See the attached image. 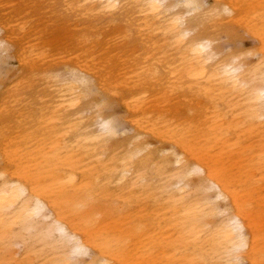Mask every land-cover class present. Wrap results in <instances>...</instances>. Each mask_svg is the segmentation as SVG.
<instances>
[{"label":"bare ground","instance_id":"obj_1","mask_svg":"<svg viewBox=\"0 0 264 264\" xmlns=\"http://www.w3.org/2000/svg\"><path fill=\"white\" fill-rule=\"evenodd\" d=\"M170 1L62 0L61 6L63 12L79 10L84 16H96L99 22L106 20V26L124 23L128 36L136 30V38L153 52L141 60L135 58L136 64L128 66L133 85L162 86L160 95L187 89L189 97L204 96L211 106L208 120L196 126L193 120L179 121L171 114L156 117L151 115L149 102L134 100L135 104L125 106L134 119L128 121V129L119 132L118 119L104 117L99 111L92 115L91 108L80 105L82 99L95 97L100 110H111L104 94L110 88L107 75L76 63L65 70L64 77L49 76L52 83H58L56 98L64 104L55 112L66 120L67 132L76 135L64 158L42 173H57L60 167L67 175L37 188L27 183L20 166L6 179L5 173H0V247L10 246L18 237L16 232H25L45 237L46 243H58L51 254L43 256L46 264H78L70 257L83 255L91 257V264H264V82L255 84L257 72L247 75L236 57L220 59L213 41L196 36L197 26L189 25L191 18L210 13V1L217 0ZM219 4L233 20L235 9L225 1ZM24 28L13 19L0 20V65L15 45V30ZM25 48H21L19 62L30 64L35 59L24 58ZM262 64L264 71V61ZM92 125L94 131H88ZM206 130L222 144H226L225 134L230 130L237 134L233 143L239 158L233 165L237 175L227 167L205 162L191 145V138ZM128 131L134 147L110 165H99L107 141ZM254 134L260 137L257 145H246L241 139ZM147 137L167 141L168 147L157 152L181 170L173 183L135 175L136 155L152 146ZM102 171L109 176L105 180ZM194 173L202 176L205 184L201 191L210 192L209 199L198 201L191 195L185 178ZM103 181L101 186L120 187L119 194H113L117 200H125L124 192L134 188L143 196L150 192V198L163 194L159 208L151 212L155 222L133 213L129 217L134 218L126 223L115 221L108 226L103 221L97 225L94 209H89L78 224L63 216L77 211L78 206L86 207L93 198L90 185ZM56 192V197L49 198ZM99 195L106 196L104 191ZM62 207L66 211L58 212ZM134 236L138 240L132 243ZM23 250L28 260L24 263L29 264L31 250ZM93 255H97L95 259ZM7 260L3 264L12 263Z\"/></svg>","mask_w":264,"mask_h":264},{"label":"rangeland","instance_id":"obj_2","mask_svg":"<svg viewBox=\"0 0 264 264\" xmlns=\"http://www.w3.org/2000/svg\"><path fill=\"white\" fill-rule=\"evenodd\" d=\"M217 1H210V13L191 18L189 25L197 26L196 36H205L213 41L220 59L230 61L236 57L243 64L247 75L257 72L255 84L263 85L264 0ZM221 1L235 9L233 20L222 12L223 6L219 4ZM61 5L62 0H0V20L13 19L18 25H25L23 30H15V45L0 65V173H5L4 179L11 176L16 166L26 172L27 183L37 188L50 186L67 175L60 167L57 173H42L48 171V165L64 158L67 147L75 140L76 135L75 132H67L64 124L66 120H62L55 112L64 104L62 105L61 99L56 98L55 85L58 83H52L49 76L58 74L64 77L65 70L76 63L92 66L109 78L110 88L104 94L111 110H100L95 97L82 99L80 105L82 109L91 108L92 115L99 111L104 117L118 119L121 122L119 132L122 128L128 129V121L134 119L133 112L125 107L135 104L134 100L149 102L153 110L151 115L156 117L163 113L167 116L171 114L179 121L193 120L196 126H199L200 121L208 120L211 106L204 96L189 97L187 89L160 95L162 86L133 85L128 66L136 64L135 58L141 60L146 54L153 52L151 48H144L145 44L136 38V30L128 36L124 23L106 26V20L99 22L96 16H84V12L80 13L79 10L63 12ZM22 47H26L24 58L35 59L30 64L19 62L18 55ZM194 107L197 110L192 113L190 110ZM73 123L75 124V120L71 121ZM94 129L95 126L92 125L87 130ZM211 133L210 130L197 133L195 138H191V145L199 151L198 155L204 156L205 162L216 164V168L221 165L227 167L237 175L236 166H233L239 160L233 145L237 134L230 130L225 134L226 144H222L215 142V134ZM131 134V131L119 133L108 140L99 157V165H110L131 150L135 145V141L130 138ZM241 139L248 145L259 141L260 137L254 134L245 135ZM146 140L152 146L136 155L135 175L162 179L167 184L173 183L181 170L175 168L168 156L157 152L159 148L168 147L167 141L158 142L153 137H147ZM221 151L223 154H219ZM101 174L104 180L109 177L105 171ZM201 178L197 173L185 178L191 195L198 201L211 196L210 192L204 194L201 191L205 184ZM102 184L105 181L99 185L92 182L90 186L93 198L87 201L88 205L78 206L77 211L67 212L63 216L78 224L89 209H94L97 210L93 213L96 217L94 223L97 225L103 221L108 226H112L115 221L123 224L134 218L129 217L133 213L145 216L150 223L155 222L151 212L159 208L163 194L161 197L157 195L156 199L150 198L147 197L150 192L143 196L141 190L134 188L124 192L125 200H117L113 194H119L120 187H104ZM100 191L105 192V198L99 195ZM56 196L57 192L49 195V198ZM64 211V207L58 209V212ZM16 234L18 237L9 242L10 246L5 244L0 247V264L8 262V258L11 259V264H26L24 262L28 260L23 250L26 248L31 250L28 254L29 264H46L43 256L51 254L58 245L57 242L46 243L45 237L35 236L33 233ZM137 240L134 236L132 243ZM96 256L92 257L95 259ZM70 261L91 264V257L71 256Z\"/></svg>","mask_w":264,"mask_h":264}]
</instances>
